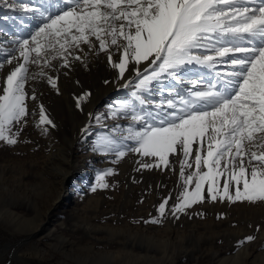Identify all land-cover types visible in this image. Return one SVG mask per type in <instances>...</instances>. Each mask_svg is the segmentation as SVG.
I'll return each instance as SVG.
<instances>
[{"label":"rangeland","instance_id":"374dc122","mask_svg":"<svg viewBox=\"0 0 264 264\" xmlns=\"http://www.w3.org/2000/svg\"><path fill=\"white\" fill-rule=\"evenodd\" d=\"M31 1L0 0V26H3L0 27V34L6 36L8 31H5L4 26L11 25L10 28L14 30L13 22L20 19L21 12L13 13L15 5L24 6L23 9L34 8L35 11L30 10L34 15L35 12L36 15L38 12L48 14L53 7L49 6L51 0L39 3L37 11ZM69 23V20L60 23L62 28H66L61 34L78 35L75 26L66 27ZM68 28L76 33L70 32ZM34 34L21 36L29 41L25 46L29 52L28 57L30 53L31 56L37 53L32 51L36 47L32 42ZM54 39L55 48H60L61 42L64 46L67 43L63 36ZM40 44L45 53L53 50L44 39L40 40ZM14 48L18 50L13 56L5 58L0 54V95L3 94L7 76L19 64H25L28 68L24 73L23 91L29 93L24 100L26 112L27 100L30 96L35 97L37 112L40 113L42 106L45 116L53 119L57 128L56 133L44 136L32 127L26 114L19 122L7 126L9 130L5 134L17 142L9 144L0 140V264H264V210H249L244 205L264 207V202H230L227 198L221 200L223 182L229 178L228 175L217 177L216 200L211 197L210 202L199 200L184 211L173 214L172 209L181 202V193L185 188L189 193L195 190V176L189 184H185L181 178L180 161L186 159L185 177L197 171H208L203 166V157L208 151L206 137L203 141L198 138L192 143L187 158L182 147L177 146L176 152L168 154L166 162L157 156H144L131 150L138 147L134 138L136 132L144 131L149 124L158 125L161 119L172 112V109H166L167 101L175 102L173 93L160 92L162 84L159 79H168L173 87L185 84L187 80H201L196 74L199 68L205 69L204 64H186L181 69L186 73L178 72L175 78L168 72H161L158 78L149 79L140 87L136 86L133 95L116 91L101 101L94 110L93 122L86 131H82L81 137L76 135L79 140L72 156L76 161L74 170L78 175L72 176L74 178L71 177L61 186L60 177L53 176L54 171L52 174L43 173V155L51 148L56 151V147L62 145L63 137L72 138L73 126L76 124L68 117L64 103L60 106L65 111L59 109L58 118L55 117L56 112L46 110V103L51 101L48 98L45 100L44 96L53 92V97L59 96L60 88L64 85L76 114H79L82 107L78 94L85 96L87 93H84L82 84V89H79L74 79L77 74L69 72L58 75L55 71H48L50 73L47 72L48 77H44V82H37L33 77L37 70V63L33 62L36 58L30 56V61L25 62L19 52L21 45ZM114 69L120 73L119 68ZM49 78L56 87L52 86ZM158 95L164 99L161 107L157 106ZM60 113L61 117L65 116L61 118ZM133 114L141 115L143 119L134 121ZM197 149H200L202 157L199 170L195 163ZM118 152L125 154L118 157ZM109 170L111 174L105 175L103 179L106 187H99L97 177ZM220 171L225 172L223 168ZM240 187L242 190V184ZM207 189L208 182L205 181L201 186V196ZM229 191L234 196L235 185ZM206 194L209 195L208 191ZM165 201L167 204L162 215L158 209ZM235 203L241 204V207L233 206ZM7 209L16 214L13 220L6 216ZM152 220L157 222L151 223ZM248 236L254 239L247 242L245 238ZM244 247H247V254L241 251Z\"/></svg>","mask_w":264,"mask_h":264},{"label":"snow or ice","instance_id":"6c2138e0","mask_svg":"<svg viewBox=\"0 0 264 264\" xmlns=\"http://www.w3.org/2000/svg\"><path fill=\"white\" fill-rule=\"evenodd\" d=\"M68 20L71 21L70 26H75L80 33L73 36L74 41L88 43L87 31L96 36L101 50L106 47L101 33L110 36L113 45L120 39L127 42L123 45L121 62L114 65L121 75L127 56L137 64L150 57V64L159 62V70L154 71L151 77L145 76L137 87L149 79L158 78L161 72H168L175 78L186 64L211 65L213 56H193L192 49L207 47L202 41L209 39V33H220L221 40L223 35L230 34L232 47L215 48L216 54L220 57L229 52L242 55L230 57L233 70L227 73L224 83L220 87L211 85L205 90L190 91L188 98L180 99L179 107L177 102L169 100L168 107L175 111L161 119L158 125L149 124L144 131L136 132L134 138L138 147L131 150L144 156H157L166 162L168 154L176 152L177 146L182 147L187 158L195 140L199 138L203 141L205 137L208 140L207 155L203 157L207 172L197 171L185 177L186 159L180 161L181 178L189 184L195 176V190L189 193L185 188L181 193V202L172 209L173 214L203 199L201 186L205 181L208 182L209 196L216 200L217 177L225 174L229 178L223 182L221 200L264 202V0H260L255 7H247L245 0H75L74 7L49 17L48 23L38 28L32 36L36 45L32 51L39 54L42 47L40 40L44 39L60 54L64 44L55 49L53 40L64 30L60 22ZM245 40L250 46H242ZM28 44V40L21 43L20 56L25 62L28 61L25 49ZM33 62H38V58ZM109 62H112L111 55ZM26 72L25 64L16 67L7 76L3 94L0 95V140L9 144L17 141L5 134L9 130L7 126L19 122L27 114L23 91ZM132 119L141 121L143 118L133 114ZM46 120L41 106L40 121L44 123ZM47 123L52 122L47 120ZM124 154L118 152L117 156ZM201 160V151L197 149L195 163L198 170ZM221 168L225 172L222 173ZM109 174L111 170L97 177L99 187H106L103 179ZM233 185L234 196L229 191ZM166 204L167 201L159 206L158 211L162 215ZM253 239V236L245 238L247 242Z\"/></svg>","mask_w":264,"mask_h":264},{"label":"bare ground","instance_id":"6f19581e","mask_svg":"<svg viewBox=\"0 0 264 264\" xmlns=\"http://www.w3.org/2000/svg\"><path fill=\"white\" fill-rule=\"evenodd\" d=\"M25 1H31V0H25ZM47 1L50 2L51 0H39V2H38V0H34L33 2L31 1L30 3H32V7L37 8L39 3L44 4ZM259 3H260V0H254V2H253V0H245V5L247 7H255ZM49 6H53V7L50 9V11L48 9V11H49L48 14L38 12L37 15H36V12H35V15L33 13L31 14V12H30V10L35 11L34 8H27L26 7L25 9H23L24 6H21V7L17 6L16 7V5L14 6V8H12L13 13L14 12H21V15H20L19 20L13 22V24L15 25L14 26L15 28L13 27L14 30L12 28H10L11 25L10 26L7 25L8 27L4 26L5 31H8V34H9V35L7 34L8 37H7V35L3 36L2 34H0V50L3 51V52H0V54H3L2 56H4L6 58V56L8 57V56L15 55V53L17 52L18 49L14 48V47L18 46V48H19V46L21 45L19 43H22L24 41V38H21V36L23 34H26L29 37V35L36 33L38 28L43 27L44 24L48 23L49 17H55L56 15L61 14L63 11H66L69 7H74L75 6V0H52V2H50ZM21 9H23V11H21ZM36 10L38 11V8ZM225 11H228V9H225ZM16 14H18V13H16ZM16 18H17V16H16ZM63 22L64 21H61L60 23L63 24ZM10 24H12V23H10ZM70 25H71V21L69 24H66V27L72 28V26H70ZM0 27H3V26H0ZM71 28H68V30L70 32L76 33V31L71 29ZM62 29H64V27ZM10 31H12V32H10ZM126 31H127V29H126ZM132 31H134V29H132ZM13 32L15 34H13ZM79 35H80V33L78 35H75L73 33H70V35L62 33L60 36L66 37L67 43L64 46V49L60 50V54H58L57 51H55L54 49L47 52V53L43 52L44 50L43 51L41 50L39 52V54L36 53L33 56H31V53H30L31 57L36 58L35 60H37V58H38V62H36L37 63V66H36L37 70L33 74V77L36 80H38L37 82H44L43 79L45 76H47L48 71H53V72L55 71L58 75L63 73V72H67V74H68V72H69L72 74H77L76 75L77 77H75L74 79L77 81V83L79 85V89H82V86H83L85 88L84 93H87L85 96H81V93L78 92L79 93L78 96L83 98V99L80 98V104L82 107V111L79 112V114L78 113L76 114V111H75L76 109L73 108L72 102H71L69 96L66 94V90H65L64 85L61 86V88L59 87L61 90V94L59 96L53 97L52 94L54 92L52 94L49 92L50 94L48 96H46V95L44 96L45 100L48 98L51 101L50 103H48L49 101L46 103V105H45V107H47L46 110H53V113L56 112L55 117L58 118L59 116H57V115L60 112L59 109H62V107H61L62 105L60 106V104L64 103V105H65L64 107L66 108V111H67L66 113H68V117L71 118V120L73 121L74 124H76V126H73L74 127L73 128V134L74 135L72 138H64L63 137L64 139L63 138L61 139L62 145L57 146L56 151H54V149L51 148L49 150V152H47L46 154L43 155V159H44L43 163H42V166L44 168L42 170L43 173H47V172L50 173L51 172V174H52L53 173L52 171H54L55 174L53 176L58 175L60 177L59 183L61 186H64V184H66L67 181L69 179H71L72 176L78 175V172H75V170H74L76 161L73 159V156H72L73 150L76 147V145L78 144V140H79V138H76V135L78 137H81V134H83L82 131L83 130L86 131L89 124L93 122V119H94L93 113H94V110L96 109L97 105L101 101L109 98L112 95V93H115L116 91H125V92H128L131 95H133V90L141 82L140 81L141 79H144L145 76L149 77L154 71L159 70L158 69V63L156 65L150 64L149 61L152 59V57H150L149 60H141L137 64L134 60L131 59L130 56H127V57H125V60H126L125 69L126 70L123 73V75H121V73H118L114 69V65L119 64L121 62V56L124 55L123 45L127 43L125 40L120 39V40H118V43L116 45H113L111 43L112 38L110 36H105L104 33H101V38L105 39V41H106L105 49L101 50L100 49V43L96 39L95 35H91L87 31L85 32V35L88 36V41H89L88 43H85L83 40L74 41L72 39L73 36H79ZM207 35L209 36V39L202 41V43L204 45H207V47L194 48L191 51V55H193V56H200L201 58H203L204 56H213L214 57V61L211 65L205 63L204 64L205 69L199 68L198 74H196V75H199L198 79H201V80H196L197 83H196L195 79L194 80H187L185 82V84H178L177 86L173 87L167 81L168 79L165 80L166 78L163 79L162 77L159 79V82L162 84L161 85L162 89L160 90V92H164V93L166 92L169 94L173 93L174 98L173 97L172 98L175 100V102H177L178 107H179L180 99L182 97H184V98L187 97V94H189L190 91H194L197 89L205 90L211 85H215L217 87H220L224 83V81L228 78L227 73H229L233 70V66L231 65L230 57L242 55L239 53L229 52L224 57L218 56L214 50L215 48L232 47L231 35L230 34L223 35L222 40L220 38L221 37L220 33H209ZM61 43H59V45ZM56 44H58V43H56ZM242 46H250V45H248L247 40H245L242 42ZM50 49H52V48H50ZM55 49H60V48H55ZM209 49H211V51ZM201 52H203V53L200 54ZM28 54H29V52H28ZM110 55L112 57L111 63L109 62V56ZM52 57H55V58H52ZM76 57H79V59H76ZM46 60H47V63H45ZM21 61H23V60H21ZM193 63H195V62H193ZM183 70H180L179 73L185 74L186 72H184ZM138 72H139V75H137ZM48 73H50V72H48ZM65 76H67V75H65ZM54 78H56V77H54ZM31 79H33V78L31 77ZM210 79H213V81L210 82ZM88 80L89 81L91 80V82H90L91 84H89ZM65 81L67 82V80H65ZM60 83L62 85V82H60ZM81 84H82V86H81ZM68 85H70V84H68ZM59 86H60V84H59ZM66 89H67V87H66ZM51 92H52V90H51ZM24 93H25V95L29 94L25 90H24ZM61 95H62V97L60 98ZM159 96L160 95H158L157 99H156L157 102H159L157 106L161 107V104L163 103L164 99L160 98ZM27 101H28L27 114H28V118L30 120L29 122L32 123V127L35 130H39V133L41 131L44 134V136L49 135L50 133H56L57 125L55 124L54 120L49 118V116H46L47 120H50L52 123L51 124L47 123V120L44 123H41L40 118H39L40 113L37 112L36 107L34 106L35 101L32 98V96H30L29 100H27ZM36 101L38 102V100H36ZM167 103H168V101H167ZM169 109H171V108H169L167 106L166 110H169ZM62 110H64V109H62ZM173 111H175V109H172V112ZM61 113H62V111H61ZM61 113H60V117H61ZM166 113H168V112L166 111ZM64 116H62V117H64ZM61 118H59V119H61ZM78 124L80 126H78ZM81 126H82V128H81ZM43 138H45V137H43ZM75 140H76V142H75ZM56 141H58V140H56ZM171 160H169V161H171ZM72 178H74V177H72ZM206 192L207 191H205V194L202 196L203 197L202 200H206V201L210 202L209 201V200H211L210 196L207 195ZM60 197H61V195L58 196V198H60ZM214 203L215 202H213L212 204H214ZM227 203L229 204L228 201H227ZM237 205L240 206L241 204H237ZM237 205L235 203V205H233V206L236 207ZM244 205L249 210L250 209H252V210L260 209V211L262 209L264 210L263 206L253 207V206H249V204H244ZM205 206H207V204ZM233 206H231V207H233ZM230 209H227V210H230ZM5 212L7 213L6 216L10 217L12 220L14 219L13 217L16 216V214L13 211H11L10 209H7V211H5ZM18 224H20V223L18 222ZM21 224L25 225V224H23V222H21ZM31 229H33V228H31ZM241 251H244V254H247V247L242 248Z\"/></svg>","mask_w":264,"mask_h":264}]
</instances>
